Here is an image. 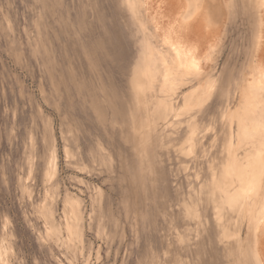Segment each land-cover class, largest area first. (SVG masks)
<instances>
[{"label":"rangeland","instance_id":"rangeland-1","mask_svg":"<svg viewBox=\"0 0 264 264\" xmlns=\"http://www.w3.org/2000/svg\"><path fill=\"white\" fill-rule=\"evenodd\" d=\"M0 264H264V0H0Z\"/></svg>","mask_w":264,"mask_h":264}]
</instances>
